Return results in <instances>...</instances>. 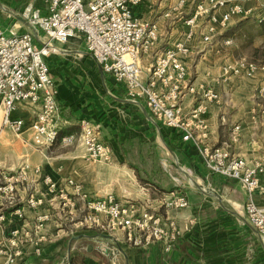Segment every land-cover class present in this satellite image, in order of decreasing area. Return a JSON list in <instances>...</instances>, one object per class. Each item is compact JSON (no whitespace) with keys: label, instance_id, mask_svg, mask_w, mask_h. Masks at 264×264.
Wrapping results in <instances>:
<instances>
[{"label":"crops","instance_id":"crops-1","mask_svg":"<svg viewBox=\"0 0 264 264\" xmlns=\"http://www.w3.org/2000/svg\"><path fill=\"white\" fill-rule=\"evenodd\" d=\"M204 0H189L178 9L179 0H140L133 8L136 17L158 22L159 40L138 62L146 71L153 57L164 48L178 41L185 42L190 55L185 59L190 72L192 62L197 63L196 80L198 93L211 89L219 94V100L207 101V113L203 115L205 128L195 134L202 144L210 146L228 145L230 150L245 158L250 166L264 163V114L256 112L254 98L256 90L264 82V70L253 74L225 75L224 67L212 56L219 53L215 40L206 43L202 35L206 32L207 18L190 27V18L198 3ZM255 13L264 7V0H236ZM32 2L47 14L43 0H0V27L33 31L35 42L43 45L48 40L45 33L30 28L21 18L25 6ZM169 13V16L166 14ZM192 29L193 34L189 36ZM52 77L57 85V99L61 107V134L80 131V121L88 119L101 125V139L108 144L113 157L109 162L93 161L87 158L81 143L65 145L60 143L63 153L54 155V144L38 142L30 127L34 119L33 110L20 106L10 119L25 121L23 138L31 142L34 150L21 154L13 146L15 134L6 121V113L0 108V183L7 175L29 166L28 179L19 183L22 198L38 190L53 199L37 209H25L29 229L33 234L37 214L51 209L61 214L58 197L48 192L43 181L33 169L41 167L59 185L68 178L80 183L84 191L94 197L113 194L115 197L135 201L141 206L159 211L165 220H173L181 232L174 249L164 253L161 245L147 248L129 247L122 241V233L115 236L96 232L78 231L66 233L57 221L46 223L38 233L45 240L34 236L23 254L9 264H264V238L249 224L245 205L248 195L236 181L210 173L201 158L194 140L185 141L176 129L161 125L149 111L146 103L131 100L126 89L104 73L87 50L85 39L76 35L67 43H57L46 57ZM231 64V63H230ZM264 84V83H263ZM231 92V94H228ZM198 94H186L181 105L191 112L198 105ZM238 127L239 129H236ZM164 148L171 154L174 165L182 169L185 181H176L169 175L167 165L158 160ZM154 152L155 158L145 160L148 177L142 183L138 177L139 164L126 159L129 152ZM163 157V156H162ZM160 163V164H158ZM166 165V166H165ZM144 166V165H142ZM167 172V174L165 173ZM264 184V173L260 175ZM184 193L189 201L186 208H167L165 201L171 191ZM256 203L264 205V195L257 192ZM51 203V204H50ZM12 222L0 226V237L4 230L16 228L21 222L10 211ZM10 218V217H9ZM38 244L43 255L33 250ZM0 264H6L0 257Z\"/></svg>","mask_w":264,"mask_h":264},{"label":"built area","instance_id":"built-area-1","mask_svg":"<svg viewBox=\"0 0 264 264\" xmlns=\"http://www.w3.org/2000/svg\"><path fill=\"white\" fill-rule=\"evenodd\" d=\"M47 14L29 2L21 12V18L30 28L42 30L48 40L43 45L35 42L33 31H19L16 25L9 29L0 27V108L6 113V121L15 134L14 148L28 155L34 150L31 142L23 138L25 121L10 119L20 106L33 110L31 128L38 142L65 145L81 143L89 160L109 162L113 157L111 147L100 136L101 125L88 119L80 121V131L61 134V107L57 99V85L52 77L46 57L57 43H67L76 35H82L90 55L102 71L110 75L117 84L123 85L129 98L135 102L144 101L154 118L162 125L176 129L183 140H194L204 162L212 174L238 182L248 195L245 205L249 224L264 238V205L256 203L257 192L264 195V184L260 175L264 163L250 166L240 155L234 154L228 145L210 146L202 144L195 134L205 128L203 115L207 113V101L219 100L215 91L208 89L198 93L197 86L190 81L186 58L190 48L178 41L155 54L148 70H144L138 59L149 53L159 40L158 22L142 20L135 16L133 8L140 0H43ZM189 0H179L175 9L185 6ZM236 0H204L197 4L194 14L186 20L190 27L201 18H207L206 32L202 39L213 42L236 17L253 15ZM170 14L167 13L166 16ZM264 22V14L259 16ZM193 34L192 29L189 36ZM231 39L225 40L230 44ZM264 70L254 62L240 59L225 65V75L253 74ZM186 94H198V105L186 112L181 100ZM236 129H239L236 127ZM29 166L7 175L0 183V226L12 222L9 212L21 222L18 227L3 231L0 237V257L6 264L13 262L25 251L26 245L43 226L55 220L66 233L96 231L115 236L122 233V241L129 247L147 248L161 245L164 253L172 252L181 235L173 220H165L157 210L141 206L135 201H126L108 194L94 197L84 191L83 186L68 178L59 185L41 167L33 172L48 192L58 197L61 214L51 209L37 214L33 234L25 216V209L37 210L53 199L35 192L22 198L19 183L28 179ZM51 204V203H50ZM167 208H186L189 201L184 193L173 190L165 201ZM39 210H37L38 212ZM10 217V218H9ZM8 222V223H9ZM39 236L38 241L45 240ZM36 244V243H34ZM33 253L43 255V249L36 244Z\"/></svg>","mask_w":264,"mask_h":264},{"label":"rangeland","instance_id":"rangeland-1","mask_svg":"<svg viewBox=\"0 0 264 264\" xmlns=\"http://www.w3.org/2000/svg\"><path fill=\"white\" fill-rule=\"evenodd\" d=\"M2 1V0H1ZM264 14V7H260L252 16L249 17H236L229 24L225 31L222 34L218 35L215 39V43L212 44L214 47L219 49V53H216L212 56L211 60H215L222 65L224 62L230 64L234 63L237 60L245 59L250 62H254L259 66H264V33L260 27L259 16ZM231 39L230 44H225V40ZM191 70V80L194 82L196 80V74L198 72L196 69V64L199 63V58L193 60ZM191 81V82H192ZM264 83V82H263ZM261 84L256 90L253 100H255V109L256 112L260 111V114H264V84ZM231 94V92H228ZM60 140L53 147L54 155L63 153V148L60 145ZM154 152H129L127 153L126 159L131 161L133 164H139L137 169V175L142 181L146 182L148 177L145 167V160L155 158ZM163 156V157H162ZM158 154V160L164 162L167 165L169 175L175 178L178 182L185 181L186 185L187 179L184 176L182 169H178L173 163V158L171 154L164 148V153ZM160 164V163H158ZM144 165V166H142ZM165 165V166H166ZM167 174V172H165Z\"/></svg>","mask_w":264,"mask_h":264},{"label":"trees","instance_id":"trees-1","mask_svg":"<svg viewBox=\"0 0 264 264\" xmlns=\"http://www.w3.org/2000/svg\"><path fill=\"white\" fill-rule=\"evenodd\" d=\"M260 27H261V29H262V31H263V33H264V22H261L260 23ZM117 85H119V84H117ZM120 87H124L123 85H119ZM125 88V87H124ZM162 125V124H161ZM177 242V241H176ZM176 244V243H175ZM174 247H175V245H174ZM174 249V248H173ZM42 257V256H41ZM45 262H43V261H40V263L39 264H44Z\"/></svg>","mask_w":264,"mask_h":264}]
</instances>
